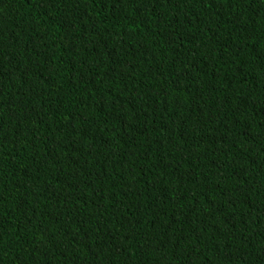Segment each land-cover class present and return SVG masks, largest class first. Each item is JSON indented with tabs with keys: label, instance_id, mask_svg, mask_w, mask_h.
Wrapping results in <instances>:
<instances>
[{
	"label": "trees",
	"instance_id": "trees-1",
	"mask_svg": "<svg viewBox=\"0 0 264 264\" xmlns=\"http://www.w3.org/2000/svg\"><path fill=\"white\" fill-rule=\"evenodd\" d=\"M0 264H264V0H0Z\"/></svg>",
	"mask_w": 264,
	"mask_h": 264
}]
</instances>
